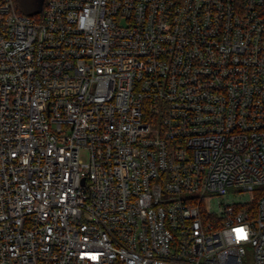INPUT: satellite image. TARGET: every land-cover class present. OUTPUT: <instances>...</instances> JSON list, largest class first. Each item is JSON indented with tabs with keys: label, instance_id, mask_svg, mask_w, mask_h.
Wrapping results in <instances>:
<instances>
[{
	"label": "built area",
	"instance_id": "1",
	"mask_svg": "<svg viewBox=\"0 0 264 264\" xmlns=\"http://www.w3.org/2000/svg\"><path fill=\"white\" fill-rule=\"evenodd\" d=\"M0 264H264V0H0Z\"/></svg>",
	"mask_w": 264,
	"mask_h": 264
},
{
	"label": "trees",
	"instance_id": "2",
	"mask_svg": "<svg viewBox=\"0 0 264 264\" xmlns=\"http://www.w3.org/2000/svg\"><path fill=\"white\" fill-rule=\"evenodd\" d=\"M22 3H25L24 5ZM15 10L20 14H28V16H39L37 11L36 0H14Z\"/></svg>",
	"mask_w": 264,
	"mask_h": 264
},
{
	"label": "snow or ice",
	"instance_id": "3",
	"mask_svg": "<svg viewBox=\"0 0 264 264\" xmlns=\"http://www.w3.org/2000/svg\"><path fill=\"white\" fill-rule=\"evenodd\" d=\"M235 232L237 234V239H246V233L243 229H236Z\"/></svg>",
	"mask_w": 264,
	"mask_h": 264
},
{
	"label": "water",
	"instance_id": "4",
	"mask_svg": "<svg viewBox=\"0 0 264 264\" xmlns=\"http://www.w3.org/2000/svg\"><path fill=\"white\" fill-rule=\"evenodd\" d=\"M36 2H37V11L41 12L43 9L44 0H36Z\"/></svg>",
	"mask_w": 264,
	"mask_h": 264
},
{
	"label": "rangeland",
	"instance_id": "5",
	"mask_svg": "<svg viewBox=\"0 0 264 264\" xmlns=\"http://www.w3.org/2000/svg\"><path fill=\"white\" fill-rule=\"evenodd\" d=\"M23 5L25 4V3H22ZM23 15H27L28 16V14H25V13H23Z\"/></svg>",
	"mask_w": 264,
	"mask_h": 264
},
{
	"label": "clouds",
	"instance_id": "6",
	"mask_svg": "<svg viewBox=\"0 0 264 264\" xmlns=\"http://www.w3.org/2000/svg\"><path fill=\"white\" fill-rule=\"evenodd\" d=\"M240 229H243L244 230V228H240ZM245 231V230H244Z\"/></svg>",
	"mask_w": 264,
	"mask_h": 264
}]
</instances>
